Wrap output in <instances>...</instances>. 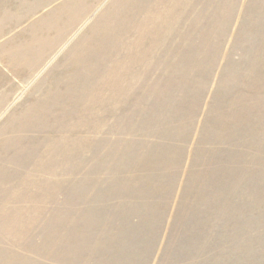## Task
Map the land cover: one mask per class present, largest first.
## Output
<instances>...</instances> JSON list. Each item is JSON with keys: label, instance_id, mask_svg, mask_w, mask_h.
Listing matches in <instances>:
<instances>
[{"label": "rangeland", "instance_id": "rangeland-1", "mask_svg": "<svg viewBox=\"0 0 264 264\" xmlns=\"http://www.w3.org/2000/svg\"><path fill=\"white\" fill-rule=\"evenodd\" d=\"M0 264H264V0H0Z\"/></svg>", "mask_w": 264, "mask_h": 264}]
</instances>
